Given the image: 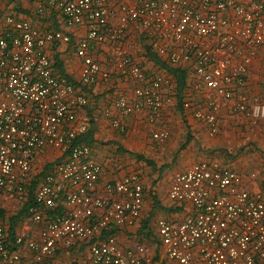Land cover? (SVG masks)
I'll return each instance as SVG.
<instances>
[{
	"label": "built area",
	"instance_id": "obj_1",
	"mask_svg": "<svg viewBox=\"0 0 264 264\" xmlns=\"http://www.w3.org/2000/svg\"><path fill=\"white\" fill-rule=\"evenodd\" d=\"M15 1L0 0V264H53L58 250L80 243L88 264H264V191H250L243 175L218 159L172 175L167 195L184 216L156 220L159 259L142 243L120 246L110 230L138 221L142 180L125 175L104 183L107 195H99L101 165L77 141L87 124L75 120L88 104L84 88L110 80L96 60L106 46L117 79L132 83L131 94H115L117 114L105 110L112 128L124 132L122 117L136 114L160 119L174 101L171 78L133 56L144 36L171 66L191 70L182 108L209 136L222 131L227 103L236 119L264 124V100L246 89L250 66L264 53V0H23L31 16L14 15ZM77 26L85 33L74 40ZM61 43L72 44L81 60L77 84L47 55ZM169 134L160 128L152 138ZM48 149L57 152L53 166L11 234L4 213L27 201L37 158Z\"/></svg>",
	"mask_w": 264,
	"mask_h": 264
},
{
	"label": "crops",
	"instance_id": "obj_2",
	"mask_svg": "<svg viewBox=\"0 0 264 264\" xmlns=\"http://www.w3.org/2000/svg\"><path fill=\"white\" fill-rule=\"evenodd\" d=\"M84 33L85 28L83 26L74 27L72 30V38L74 40L82 38ZM47 55L56 71L59 70L65 73L72 82H78L81 60L76 57L72 44L61 43L50 46L47 49ZM263 63L264 53L260 51L250 66L246 84L247 91L258 94L261 99H264V94L259 93L258 86L264 83L262 76ZM112 84H115L114 87H112ZM84 92L88 97V104L76 111L75 120L77 123H86L88 130L91 131L92 142L90 145L92 147V158L101 165L98 188L99 195H107L103 190V184L106 182H113L132 173H148L151 170L143 161H138L133 157L130 152L142 154L145 157H149L148 153L162 154V152L156 153L157 148L153 144L157 146L164 145L167 147V150L169 148L181 150L174 161L172 158V165L168 164L158 175L152 173L151 177L155 180L153 185L146 177L144 178L143 182L146 186L143 195V206L136 224L115 231L120 246L128 247L136 243H142L146 248L145 254L153 259H159L158 254L161 255L162 251L160 250L159 244L152 241L149 237L144 236V234L140 235L139 229L142 228L144 220L149 219V223L153 225L158 218L171 216L179 220L184 216L183 211L173 212L174 210H170L174 207H170L172 202L168 198L167 190L172 173L183 170L198 161L196 155H199L200 150L204 152L207 149L208 151L206 150V152L208 154L212 149L228 147L229 140H227L226 135L230 132H236L238 134L244 132L256 133L259 128H264L263 123L252 124L247 120L236 119L229 112L227 103L221 114L222 131L216 136H209L205 127L197 122L190 113L184 110L178 111V105L174 99L171 105L164 108L160 119L154 123L148 122L143 114L122 117V121L126 124V130L119 132L110 125V121L105 115V110L110 109L113 114H117V110L111 105L115 94L116 92L131 94L132 83L129 81H120L116 77V81H110V83L99 82L93 87L88 88V90L85 89ZM168 122L172 123L170 124L171 129L168 128ZM160 128H167L170 133L169 137L161 142L152 138V133ZM187 135L190 136V139L186 146L182 147L186 142ZM262 146H264V141ZM46 152H52L57 156V152L53 149H48ZM40 159L44 160L42 157ZM221 160L225 162L223 159ZM226 163L233 169L241 172L250 191H264V174L259 177L258 173L256 174L254 171L246 172L243 169L235 168L229 162ZM252 173L254 176H251ZM150 191L155 195V200L150 196ZM154 202L161 208L158 207L159 210L153 211L154 215L151 217L150 210ZM12 205V201H7V207L10 208ZM79 246L80 244H76L72 248L59 250L53 264H88V249L85 247L82 250L83 252H79ZM161 259L164 260L165 258ZM168 264L176 263L174 261H168Z\"/></svg>",
	"mask_w": 264,
	"mask_h": 264
},
{
	"label": "trees",
	"instance_id": "obj_3",
	"mask_svg": "<svg viewBox=\"0 0 264 264\" xmlns=\"http://www.w3.org/2000/svg\"><path fill=\"white\" fill-rule=\"evenodd\" d=\"M12 1H14V0H12ZM16 6H17V4H16ZM13 14L17 15V16L19 14H22V15H25V16H31V13L28 11V9L27 8H22V7H15L13 9ZM54 14L55 15H52L51 17L56 18L57 15H56V13H54ZM45 19L46 20H50V18H46V17H45ZM52 26H57V23L53 22ZM139 39H140L139 40L140 42L136 46L135 53H136V51H138V53H139L138 59H139L140 63L143 66H145L147 71H149V72L154 70V69H156V70H158L160 72L166 73L171 78V88H172V91H173V94H174V99L176 100V103H177L178 107L181 110H183V108H182V100H183L186 92L188 91V88L190 87V85H189L190 82L189 81H190L191 70L188 67L181 66V65L180 66H171L161 54L157 53L156 51H154L152 49L151 44L149 43V41L147 40L146 37L142 36ZM96 60H98L100 62V64H101V59H99V57H97ZM52 66L54 67L53 64H52ZM54 69H55V67H54ZM58 72L60 74H62V75H65V73H62L59 70H58ZM65 76L68 77L67 75H65ZM116 76H117V73H116ZM73 83L77 84L78 82L77 83L73 82ZM85 89L88 90V88H86V87L84 88V90ZM189 139H190V136L187 135L186 142L182 145V147L186 146V144H187ZM77 141L83 142V143L89 145L91 150H92V147L90 145V143L92 142L91 131H89L88 128L85 130V132H83L81 135H79L77 137ZM214 150H217V149L210 150L208 152V153H210V156H207L205 158H207V159H218L222 163H224L225 165L229 166V164H227L226 162H223L220 159V157H221L220 155H214V153L216 154V152ZM130 154L133 157H135L138 161H143L147 165V167L149 169H151L148 173L137 172L139 177H140V179L142 180V183H143V192H145V186L146 185L143 182L144 178L146 177L147 180L150 181L151 184L153 185V183H155V180L151 177L152 173L155 172V171L161 173L166 168L167 164L163 163L162 165L158 166L156 160L154 158H152V157H150V158L149 157H145L142 154H137V153H133V152H130ZM53 163H54V161L46 163V165L43 167L42 170L37 171L36 174L32 175V179L30 181V184L28 185V198H27V201L24 202L22 207L16 212L15 215L10 216V218H9V231L11 232V234L14 233L15 229L17 228L19 223L22 221L21 219L26 216V209L29 206V204L33 201V194H34L35 188L39 184V181L43 178L44 174L51 169V167L53 166ZM149 194L152 197V199L155 200V195L152 194L151 191H150ZM158 207H159V205L156 202H154V204L152 206V209L150 210L151 217H152V215H154L153 211L159 210V208H161V207H159V208ZM170 207H174L175 208V209L174 208L170 209V210H174L173 212L183 211L182 207L180 208V207H178L177 205H175L173 203H171ZM151 217H150V219H151ZM167 218H172V217L170 216V217H167ZM155 223H156V221L154 222L153 225H151L149 223V219H145L144 222H143L142 228L139 229V233H140V235L144 234V236L149 237L152 241H154V242H156L158 244ZM145 229H148V230H145ZM116 230L117 229L114 228V229H111L110 231L115 233ZM79 247L80 248H78V251L79 252H83L82 250L85 247H87V244L86 243H80ZM70 250H72V249H70ZM58 252H59V250L57 251V253Z\"/></svg>",
	"mask_w": 264,
	"mask_h": 264
},
{
	"label": "rangeland",
	"instance_id": "obj_4",
	"mask_svg": "<svg viewBox=\"0 0 264 264\" xmlns=\"http://www.w3.org/2000/svg\"><path fill=\"white\" fill-rule=\"evenodd\" d=\"M15 4H17V7L25 8V1L23 0H16ZM112 49L110 46L104 47L103 51L97 55L99 59H101V66L104 69H107L110 71L111 77L110 80L107 83H110V81H116V73L112 68L111 65V57H112ZM134 57L138 58V51L136 53H133ZM262 76L264 78V63L262 64ZM115 84H112V87H114ZM260 90V94H264V83L259 84L258 86ZM264 100V99H263ZM178 111L181 110L177 106ZM169 125L168 128H170V122L167 123ZM259 124V123H258ZM173 127V125H172ZM171 129V128H170ZM227 140H229L228 147L225 148H217V150H214L216 154L214 155H220L225 162H229L232 166L235 168L243 169L246 172H252L254 171L256 174L258 173L259 177H261L262 174H264V146H262V143L264 141V128H259V130L254 132H244V133H236V132H230L228 135H226ZM155 148H157L156 153L162 152V154H150L148 153L149 157H153L157 161V165H161V163H166L167 165H172V158L173 161L178 157L181 150L177 149H168L164 145H155L153 144ZM201 146V144H199ZM207 150V149H206ZM206 150L199 152V155H196V159L199 160L201 158H205L207 156H210V153H206ZM212 152V151H211ZM40 157H42L44 160H41ZM38 157L36 162V170L40 171L43 169V167L48 162H53L56 159V155L52 152H46L42 154V156ZM198 157V158H197ZM155 175L160 174L159 172L155 171L153 172ZM174 173H172L173 175ZM172 177V176H171ZM11 207V206H10ZM14 206L11 210H7L6 213H4L5 217H10L16 214V211H13ZM12 212H15L12 213Z\"/></svg>",
	"mask_w": 264,
	"mask_h": 264
}]
</instances>
